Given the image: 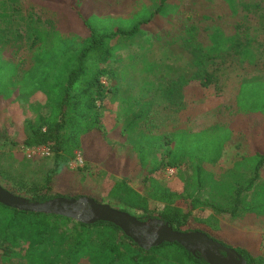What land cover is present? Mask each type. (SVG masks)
Masks as SVG:
<instances>
[{
  "label": "trees",
  "instance_id": "1",
  "mask_svg": "<svg viewBox=\"0 0 264 264\" xmlns=\"http://www.w3.org/2000/svg\"><path fill=\"white\" fill-rule=\"evenodd\" d=\"M28 1L48 8L46 2L60 5L53 0ZM88 1L67 0L63 6H68L76 15L83 29L52 27L48 31L36 24L37 19L23 7L22 0H0V102L9 103L37 92L43 99L32 108V115L24 119L23 138L12 141L13 145L21 144V149L45 146L49 150L51 164L42 181H29L21 187L31 201L68 197L55 190L56 179L69 170V163L77 154L85 161L90 160L84 153L89 150V145L84 146L87 135L98 132L109 147V154L116 155L102 116L105 104L115 99L118 88L112 80L114 70L109 66L114 54L113 43L121 39L130 44L142 25L161 14L168 2L153 0V10L139 2L129 11L97 13L85 12ZM223 1L241 15L228 31L220 24L219 12L213 11V16L202 9H196L194 15L181 11L178 16L181 25L176 28L178 37L174 40L178 41L180 49L175 55L186 59L184 69L155 84L144 81L149 93L145 98L118 99L119 103L128 104L129 113L124 116L126 126L119 130L120 143L126 146L125 155L134 154L139 161L140 186L134 188L120 176L107 192L111 205H119L127 212L134 209L140 220L157 217L173 229L201 231L212 239L215 238L209 231L219 228L202 220L195 209L204 204L217 213L228 212L232 216L242 210H253L256 207L252 204L253 198L261 192L256 180L264 168V146L254 148L252 145L256 142L253 141L248 154L234 159L229 167L216 173L210 166L219 162L224 147L231 140L233 130L229 125L217 123L199 131L176 127L171 131L160 130L165 126H161L167 117L165 113L170 112L172 117L171 111H177L164 110L167 106L164 103H182L183 85L194 80L212 90L221 88V85H229L222 82L221 71L238 69L237 64L253 65L264 60V51L259 50L264 45V32L261 34V29L258 30L259 25H253L255 32H251L249 23L250 13L264 14V0ZM15 17L24 23L29 35L28 66L19 73V60L4 50L8 41L7 25L11 26ZM202 20H213L217 24L202 27L199 25ZM256 31L259 32L256 34ZM229 77L237 86L234 106L226 104V97H221L222 103L216 108L231 106L230 109L235 108L234 113L243 117L255 113L264 115V76L241 77L235 73ZM258 135L259 144L264 143L263 133ZM130 136L132 139L128 142ZM159 150H162L160 157L157 156ZM167 168H174L175 176L182 182L179 189H171L157 177L156 172ZM79 196L85 195H71ZM165 243L167 247L180 249H143L110 222L86 224L61 215L22 211L0 203V249L4 261L15 254L25 264H208L176 242ZM224 245L236 249L247 264L262 263L261 257L252 256L243 246ZM21 248L22 252H17Z\"/></svg>",
  "mask_w": 264,
  "mask_h": 264
},
{
  "label": "rangeland",
  "instance_id": "2",
  "mask_svg": "<svg viewBox=\"0 0 264 264\" xmlns=\"http://www.w3.org/2000/svg\"><path fill=\"white\" fill-rule=\"evenodd\" d=\"M53 1L59 2L60 5L54 4L53 6L46 2L49 5L48 8L41 3H33L28 0H22L21 3L25 9L33 13L34 18L37 19L36 24L48 31L52 27L63 30L84 28L68 6L63 8L67 0ZM88 2L85 3V12H125L134 8L139 2L146 4L150 10L155 7L153 0H89ZM214 4H218L220 7L214 6ZM261 5H263V2ZM164 6V11L161 14H156L151 22L142 25L140 33L130 44L121 39L113 43L114 54L109 66L114 70L112 80L118 88L116 95L114 94L115 99L105 104L102 116L110 139L114 142L116 155L111 156L109 154V147L101 139L98 132L87 135L84 146L89 145V150L84 153L86 159L90 158V160L85 161L81 157L80 159H72L69 163V170L62 172L59 178L56 179V191L62 192L68 197L73 194H82L111 205L107 192L111 184L120 176H124L132 187L139 188L141 177L139 161L134 154L125 155L126 146L124 143H120L119 130L126 126L127 121L124 116L129 113L126 110L128 104L119 103V100L131 101L132 98H145L148 92L145 89L144 81L155 84V82L165 79L167 76L176 75L178 69H175L173 63L176 61L184 63L186 61L185 57H178L173 51L178 48L177 45L179 44L174 39L178 37L176 28L181 23L178 20L181 11H189L194 15L196 9H202L203 12L213 16L215 14L213 11L219 12L221 13L220 24L227 31L234 21L241 16L237 12L234 13L232 7L224 3L223 0H198L197 4H195V0H168ZM210 7H212V10H210ZM195 18L199 20V17ZM249 19L250 31L255 32L253 25H259L258 30L261 29L262 34L264 32V14L250 13ZM212 21L202 20L199 25L204 27L205 25L217 24ZM25 28L24 23L18 21L15 17L12 25H7L6 39L8 41L4 44L5 53L11 54L19 60L18 73L26 68L29 62V35ZM258 32L256 31V34ZM260 49L264 51V45H261ZM187 55L189 56V53ZM237 65L238 69L220 72L222 82L224 80L229 85H221V88L214 87L212 90L194 80H191L190 85L188 84L189 98L187 99L190 100V109L185 110V119L187 123H192L193 120L188 121L192 118L194 112L197 115L200 111L201 115L199 118L200 125L190 124V128H187L190 130L195 128L193 131H199L218 123L227 124L233 130L231 140L224 147L219 162L210 166V169L216 173L221 168L229 167L234 159L248 154L250 144L252 145L253 141L256 142L252 145L254 148H259V146L263 148L264 146V143L259 144L257 140L259 139L258 134L263 133L264 135V115L255 113L250 117H243L234 113V107L230 109L231 106H234L237 86L233 79L229 77H232V74L235 73L241 77L264 76V60L260 59L253 65ZM210 69L208 68V70ZM185 74L188 75V72ZM147 96H149V93ZM221 97L224 99L226 97V104L231 106L219 109L213 107ZM42 100L41 94L37 92L25 98H17L9 103L0 102V180L5 189L26 198H29V194L24 193L21 187L28 185L29 181L41 182L45 170L51 164V158L42 152H38L34 157H27L26 148L21 149V144L13 145L12 141L18 142L23 138L25 135L24 119L32 115V108L40 104ZM191 105L196 106V108L191 107ZM131 139L132 136L128 138V142H131ZM161 153L162 150H159L157 156L160 157ZM25 157L30 160L25 159ZM85 162L86 165H84ZM168 169L163 172H156L157 177L171 189H179L182 182L175 176V171L169 172ZM256 185L258 192H261L253 198L254 202L252 204L256 205L253 210H242L239 214L232 216L228 212L217 213L204 204L198 205L194 212L214 228H219L218 230L212 228L209 231L210 235L215 238L214 240L223 244H241L245 249L249 247L252 252H257L258 236L261 237V240L264 239V168L259 172ZM250 191L251 189L248 193ZM202 200L205 201L206 198L203 196ZM116 208L120 209V206L118 205ZM129 212L133 215L138 214L134 209H129ZM253 239L255 240L253 241ZM167 246L163 242L151 248L180 249L178 246ZM17 252H22V248L17 249ZM1 257L0 249V264H25L15 254L9 258V261H4Z\"/></svg>",
  "mask_w": 264,
  "mask_h": 264
},
{
  "label": "water",
  "instance_id": "3",
  "mask_svg": "<svg viewBox=\"0 0 264 264\" xmlns=\"http://www.w3.org/2000/svg\"><path fill=\"white\" fill-rule=\"evenodd\" d=\"M0 203L22 211L61 215L86 224L110 222L143 249L163 242H176L208 264H247L236 249L212 239L204 232L176 230L158 218L140 220L127 211L89 196H57L38 202L16 195L0 185Z\"/></svg>",
  "mask_w": 264,
  "mask_h": 264
},
{
  "label": "crops",
  "instance_id": "4",
  "mask_svg": "<svg viewBox=\"0 0 264 264\" xmlns=\"http://www.w3.org/2000/svg\"><path fill=\"white\" fill-rule=\"evenodd\" d=\"M173 51L179 52L180 49L178 48L177 50H173ZM184 63L183 62L180 63L179 61H176V63H173V64H174V67H177V69L179 71H182L184 69V67H183L185 65ZM189 85H183L181 90H180L181 93H183V101H182V103L178 102V104H174L173 103L172 105L170 103H168V102L164 103V105H167L164 110L170 111V110L176 109L177 111H171L172 112L171 114H174L172 117L170 116V112L165 113L167 115V117L163 121V124H161V126H164V124L166 126V127L165 126L163 127L164 128L163 131H171V130H173L174 127H176V128H187V127L190 126V124L200 125V120H199L200 115H201L200 111H198L197 115H196V112L193 113L192 118L188 121V122H190V121L193 120L192 123H187V121L185 119V110L186 109H190V107H189L190 106V103H189L190 100L187 99V98H189V95H188L189 94L188 93V86ZM221 103H222L221 100H218L214 104L213 107H217ZM193 105H194V103H193ZM193 105H191V107H193ZM213 107H211V108H213ZM193 108H196V106L193 107ZM173 119H176V120L173 121ZM159 121L162 122V118H159ZM191 130H195V128H191ZM263 233H264V231H263ZM254 240L255 239H253V241ZM257 242H258V247L256 249L257 250L256 253L252 252L249 247H247L246 249L252 256L261 257L262 258V263L261 264H264V239L261 240V237L258 236V241ZM240 246H242V245L240 244Z\"/></svg>",
  "mask_w": 264,
  "mask_h": 264
},
{
  "label": "built area",
  "instance_id": "5",
  "mask_svg": "<svg viewBox=\"0 0 264 264\" xmlns=\"http://www.w3.org/2000/svg\"><path fill=\"white\" fill-rule=\"evenodd\" d=\"M38 152H42L43 154H46V155L49 154V150L45 146H37V147L25 149V153H26L27 157H30V158L36 156L38 154ZM76 159H80V156L78 154L76 156ZM168 171L173 172L174 168H169Z\"/></svg>",
  "mask_w": 264,
  "mask_h": 264
},
{
  "label": "flooded vegetation",
  "instance_id": "6",
  "mask_svg": "<svg viewBox=\"0 0 264 264\" xmlns=\"http://www.w3.org/2000/svg\"><path fill=\"white\" fill-rule=\"evenodd\" d=\"M153 218H157V217H153ZM147 219H149V218H147ZM147 219H145V220H147ZM158 219H160V218H158ZM163 221V220H162Z\"/></svg>",
  "mask_w": 264,
  "mask_h": 264
}]
</instances>
